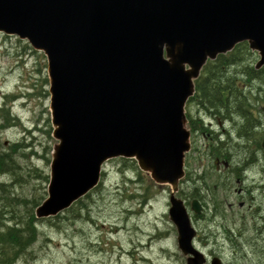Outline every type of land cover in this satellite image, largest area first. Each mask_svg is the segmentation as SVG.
Segmentation results:
<instances>
[{"label": "water", "instance_id": "95a60500", "mask_svg": "<svg viewBox=\"0 0 264 264\" xmlns=\"http://www.w3.org/2000/svg\"><path fill=\"white\" fill-rule=\"evenodd\" d=\"M0 34L28 41L48 59L59 143L37 219L87 196L107 162L134 159L172 187L179 248L188 264H206L176 197L191 151L186 105L207 63L240 44L258 54L256 69L264 67V0H0ZM192 209L201 213L198 201Z\"/></svg>", "mask_w": 264, "mask_h": 264}, {"label": "rangeland", "instance_id": "374dc122", "mask_svg": "<svg viewBox=\"0 0 264 264\" xmlns=\"http://www.w3.org/2000/svg\"><path fill=\"white\" fill-rule=\"evenodd\" d=\"M49 88L47 57L34 51L26 41L0 34V107L10 102L8 106L21 122V125L0 131V141L6 150L14 143L28 147L18 155L21 181L9 175L0 176V183H5L12 191L11 197L27 195L31 198L35 189L43 194L45 186L48 192L49 183L45 178L50 180L52 153L57 144L53 136H49V126L53 132ZM6 97L11 100L15 97L14 102ZM1 120L0 117V123ZM194 138L193 148L198 146L207 152L210 138L200 134ZM118 160L105 165L103 190L90 200L89 217L86 211H81L82 217L73 220L77 212H64L70 219L62 222L61 229L41 223L38 242L15 264H187L179 250L177 231L169 218L171 190L156 185L138 167L137 171L124 170ZM200 160L197 154L191 158L194 172L204 169ZM139 173L143 174V182L138 181ZM26 181L29 184H23ZM149 188L153 197L146 204L141 198H123L126 191L139 195ZM234 203L233 197L226 205ZM6 204L3 203L5 208ZM196 244L200 250L205 248ZM222 248L216 247L228 260L225 246Z\"/></svg>", "mask_w": 264, "mask_h": 264}, {"label": "trees", "instance_id": "16d2710c", "mask_svg": "<svg viewBox=\"0 0 264 264\" xmlns=\"http://www.w3.org/2000/svg\"><path fill=\"white\" fill-rule=\"evenodd\" d=\"M256 60L257 55L251 52L247 43H243L238 45L228 55H222L217 60L210 61L205 66L201 77L196 81V94L190 101L191 106H195L199 113L201 112L199 110H202L211 115L224 112L226 116H231L233 113L243 116L240 117V119L244 120L243 126H237L231 134L228 133L226 135V143L220 146L218 152L216 143L219 138L217 133L211 131L204 124H200V121L197 119L198 117L193 115V112H188L192 132L194 134L199 132L200 135L205 133L211 142L207 153L196 146L187 156L188 169H186V177L181 183L179 196L186 199L188 203L193 200L202 202L206 198L211 210L226 222H228L227 210L221 201V195L218 190L226 194V196H230L236 181H242V176H240V171H237L234 172L235 176L232 172H228L226 177L230 178H218L214 164L217 156L222 160H230L234 155L238 156L239 159L251 156L246 152V149L234 143L232 139L234 136H237L238 139H246L252 145L256 144L260 146L262 142L264 131L260 130L258 120L263 121L264 118L262 110L264 106V68L256 70ZM12 98L14 99L15 97ZM13 99L11 100L10 97H6V100H11V102H14ZM9 103L7 102L4 106L0 107V117L2 118L0 131L8 127L21 125L19 117L14 115L11 107L8 106ZM49 128V136L51 138L52 129L50 126ZM27 148V145L23 143H14L6 150L4 144L0 141V176L9 175L14 177L16 181H21L19 176L21 178L23 176L21 173L18 175L21 169L18 155ZM195 154L201 159V163L205 162V167L201 171L199 169L194 172L191 169L190 160ZM251 157L254 161V156ZM48 161L50 162V159ZM118 161L122 162L124 170L137 171L135 161L124 159H119ZM45 181L49 183V177H46ZM138 181L143 182L142 173H139ZM130 182L132 183L133 181L130 180ZM23 184H29V182L26 181ZM23 184H21V189H24ZM184 186L187 187L185 191L182 189ZM46 190L47 186L43 188V194H38V189H35L31 198H28L27 195L14 198L11 197L12 191L8 190L7 185L0 183V194H2V196L0 195V264H15L29 253L41 235L39 229L41 223H47L50 228L61 229L62 222L70 219L65 214L47 220H38L36 218V210L48 197ZM102 190L103 183L65 213L74 214L77 212V216L73 220L82 217L81 211H86L89 217L90 200L93 201V196L101 193ZM245 190L243 201L249 207L250 216L252 217L251 221L253 222L249 227L253 228L254 236L263 237L264 190L258 191L253 186ZM140 192L141 194L139 193V195H132L126 191L125 194L128 195L123 194V198L124 196L128 200H132L135 197L141 198L144 200V204H146L153 197L150 188L145 190L144 194H142V191ZM260 193L263 194L261 195ZM4 202L7 203V208L3 205ZM6 215L10 217L7 218ZM247 217L243 220V226L224 227V236L227 239L226 244L230 245L243 261L256 260V264H264V244H260V242L258 244L246 243V240L249 238L246 233L247 228H249L246 227V222H248ZM198 219L199 217H194L196 223ZM201 239L199 237L198 241ZM249 248H252L253 253H250ZM250 255H253L252 259H249Z\"/></svg>", "mask_w": 264, "mask_h": 264}, {"label": "flooded vegetation", "instance_id": "af4514ba", "mask_svg": "<svg viewBox=\"0 0 264 264\" xmlns=\"http://www.w3.org/2000/svg\"><path fill=\"white\" fill-rule=\"evenodd\" d=\"M191 110V104L189 106ZM263 108V107H262ZM201 111L200 113L198 110H194V112H198V120L200 121V124H204L206 127H208L211 131L217 133L218 135V142L217 144V151L219 152L220 146L224 145L225 137L229 133L231 134L234 131V128H237V126H243L244 120L240 119V117H243L240 114H235L231 116L224 115V112H221L217 115H211L205 111ZM260 111V110H259ZM259 121V127L260 130L264 131V118L263 121ZM196 134H199V132H196ZM204 137H207L205 133L201 134ZM237 136H234L232 139L234 140V143L237 146H241L243 149H246L247 153H249L251 156H254V161L252 160V157H244L242 159H239L238 156L231 157V159H224L222 160L219 156H217L215 165L216 170L218 171V178H230L226 177L228 172H232L235 176L234 172L240 171V176H242V181L238 180L237 188H235V195H234V204L229 205V210L231 213L235 211L233 220H228L226 222L223 218L220 216H217L210 208V206L207 203L206 198L201 202L202 204V214L200 216V223L202 225V237L203 239L200 240V245L204 246L205 248H202V253L206 255V258L208 259V264H211L212 260L214 258H219L223 264H256V260H246L243 261L242 258L236 253V251L233 250V248H230L232 250V253L230 254L231 260H225L224 255H220V252L217 251L216 247H218L220 250H223V248L220 246V244L227 243V239L224 236L225 234H222V230H225L224 227L232 226L235 227L236 225L243 226V219L247 217L248 221L250 220L251 216L248 214H242V210L246 207V202L243 201V194L246 192V188H249L253 186L256 190H264V136L262 138V142L260 146L258 145H252L251 142H248L246 139H236ZM246 138V136H245ZM259 147V148H258ZM218 154V153H216ZM255 154V155H254ZM237 155V154H236ZM232 194V193H231ZM261 194V193H260ZM263 194V193H262ZM261 194V195H262ZM228 199H225L226 202ZM219 217V218H218ZM251 223H246V227H249ZM217 227L218 233L215 234L213 232V228ZM208 230H210L208 232ZM248 239L246 240V243H254L258 244H264V236H254L253 228L249 227L247 228ZM227 246V245H225ZM208 248V249H206ZM250 253H253L252 248H249ZM226 251V250H224ZM231 252V251H230ZM253 255L249 256V259H252Z\"/></svg>", "mask_w": 264, "mask_h": 264}]
</instances>
